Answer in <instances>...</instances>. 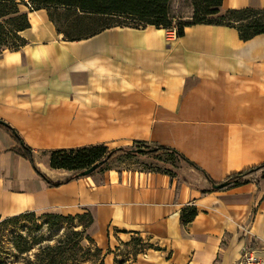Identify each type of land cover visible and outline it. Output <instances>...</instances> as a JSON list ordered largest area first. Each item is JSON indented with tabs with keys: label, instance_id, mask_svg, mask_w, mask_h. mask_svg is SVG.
<instances>
[{
	"label": "crops",
	"instance_id": "crops-1",
	"mask_svg": "<svg viewBox=\"0 0 264 264\" xmlns=\"http://www.w3.org/2000/svg\"><path fill=\"white\" fill-rule=\"evenodd\" d=\"M242 8L262 9L264 0H222L219 14ZM28 20V42L0 54V121L42 175L64 182L71 173L52 169L49 153L98 144L167 147L187 163L171 176L120 155L49 187L0 127V218L89 214L99 246L138 240L130 264H235L247 248L264 247V174L202 194L206 178L192 166L220 184L264 163V34L242 41L215 25L186 27L181 37L115 27L68 41L45 10Z\"/></svg>",
	"mask_w": 264,
	"mask_h": 264
},
{
	"label": "trees",
	"instance_id": "trees-1",
	"mask_svg": "<svg viewBox=\"0 0 264 264\" xmlns=\"http://www.w3.org/2000/svg\"><path fill=\"white\" fill-rule=\"evenodd\" d=\"M171 2L172 0H29L25 3L22 0H0V29H3V22L6 17L9 18V26H12L15 34H20L23 31L29 29L30 24L28 20V12L45 10L47 12L49 21L54 23V13L56 11H64L67 14L72 13L71 16L75 17L77 22H81L83 18L89 19H118L119 21L113 24H106L96 29L88 28L85 30L86 34L74 38H68L66 31L62 32L57 28L58 34H63L64 40L76 41L93 37L107 29L120 27V28H132V29H144L148 26H152L156 29L169 30L175 28L176 37H181L184 34L186 27L194 25H215L233 28L237 31L238 37L242 41L249 40L254 36L264 34V8H242V9H229L224 14H219V9L222 4V0H191L192 15L189 22L177 23L174 17L171 15ZM23 8H27L28 12L22 11ZM2 33H0V37ZM25 45V44H23ZM23 45L16 47L15 50ZM2 53V52H1ZM0 53V54H1ZM1 122V121H0ZM0 127L4 129L11 138L17 144V154L25 161L29 162L35 173L41 177L49 187H59L60 185L79 179L77 174L83 170L90 168L95 163L106 159V162L98 168L96 171L106 167L111 161L117 158L118 154L129 159H141L152 158L160 159L165 157H172L174 159L173 168H176L179 162L187 163V161L174 150L155 146L149 147L142 142H135L130 147H120L117 149L109 150V148L103 144L85 146L73 149L55 150L49 153V165L52 169H59L70 172L64 182L52 183L44 175H42L35 167L33 162L32 150L27 147L19 138L17 132L11 127L7 126L3 122L0 123ZM139 150H150L145 153ZM164 162V159L162 160ZM177 161V162H176ZM192 165V164H191ZM197 173H201L206 178L207 186L201 191L202 194L207 192H213L212 186L218 184L212 181L201 169L192 165ZM164 173L173 176L171 170L166 168H157ZM95 171V172H96ZM94 172V173H95ZM264 174V163L246 169L244 171L230 174L224 182L228 183V186L224 189L234 188L248 183L249 180L255 178L257 174ZM183 182L188 183L186 179L182 178ZM34 214L32 212L24 213L18 216L4 218L6 221L19 220L25 218L27 215ZM195 215V210H192L188 214H183L184 220H189ZM44 218L51 220L48 226L52 227L55 222H66L68 227L64 229V240L59 241V245L45 248V257L41 258V254H35L34 260H24L26 264H65V262L81 261L82 258L77 256L74 252V246H70L73 238L78 240H88L91 242L89 236H87V230L92 224V218L89 214H81L75 216H62L56 214L42 215ZM83 217H88V223L83 226L81 231H76L70 225V222H74ZM138 244V240L133 242V246ZM99 251V250H98ZM30 248L22 249L20 254H28Z\"/></svg>",
	"mask_w": 264,
	"mask_h": 264
},
{
	"label": "rangeland",
	"instance_id": "rangeland-1",
	"mask_svg": "<svg viewBox=\"0 0 264 264\" xmlns=\"http://www.w3.org/2000/svg\"><path fill=\"white\" fill-rule=\"evenodd\" d=\"M22 11L26 10L22 9ZM192 11L191 0H172L171 15L175 19L173 26L177 23L189 22ZM53 15V25L56 32L57 28L62 32L66 31L68 33L66 37L68 38L86 34V31L89 30L87 27L96 29L100 26L113 24L119 21L118 19L83 18L81 22H77L74 21L76 20L75 17L71 16L72 13L69 12L66 17V12L64 11H56ZM9 18L13 17H6L2 20L3 29L2 31L0 29V33H2L0 37V53L8 49H14L28 42L21 33L18 35L15 34V28L9 26V21H7ZM59 35H61L62 38L65 37L63 34ZM117 156H120V154ZM163 159L164 162L162 161ZM141 160H143L147 167L150 165H157L161 168L171 170L175 175L178 172L177 169L175 170V168H173L175 163L174 159L169 156L158 160L151 158H141ZM180 165H184V163L179 162L176 168ZM88 221V217H83L74 222H70V226L76 231H81ZM50 222L52 221L37 214H30L25 218L11 221L0 218V264H26L24 260L28 258L34 260L33 256L35 254H41V258H44L45 248L47 246H61L62 244L59 245V241L64 240V229L67 228L68 225L66 222L60 223L58 221L50 227L48 226ZM86 234L91 239V242L86 239L79 241L78 238H73V241L70 243V246H74L75 254L82 258L81 261H75V263L65 262V264H130L138 255L139 250L143 249L142 247H138L139 244H135L131 248L122 247L121 245V247H114L113 249L101 247L90 236L88 230ZM26 248H30L28 254L19 253L20 250Z\"/></svg>",
	"mask_w": 264,
	"mask_h": 264
},
{
	"label": "built area",
	"instance_id": "built-area-1",
	"mask_svg": "<svg viewBox=\"0 0 264 264\" xmlns=\"http://www.w3.org/2000/svg\"><path fill=\"white\" fill-rule=\"evenodd\" d=\"M174 37L176 36L175 28L171 30ZM235 264H264V247H250L247 248Z\"/></svg>",
	"mask_w": 264,
	"mask_h": 264
},
{
	"label": "water",
	"instance_id": "water-1",
	"mask_svg": "<svg viewBox=\"0 0 264 264\" xmlns=\"http://www.w3.org/2000/svg\"><path fill=\"white\" fill-rule=\"evenodd\" d=\"M139 151H144V150H139ZM144 152L145 153H148V152H150V150H147V151H144ZM105 162H106V159H103V160L95 163L90 168L79 172L77 174V177L82 178V177L89 176L90 174L94 173L98 168H100ZM227 186H228V183L227 182H222L220 184L213 185L212 186V189L217 191V190H221L223 188H226Z\"/></svg>",
	"mask_w": 264,
	"mask_h": 264
}]
</instances>
